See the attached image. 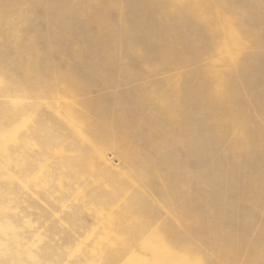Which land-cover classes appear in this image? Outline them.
Wrapping results in <instances>:
<instances>
[{"label":"rangeland","instance_id":"obj_1","mask_svg":"<svg viewBox=\"0 0 264 264\" xmlns=\"http://www.w3.org/2000/svg\"><path fill=\"white\" fill-rule=\"evenodd\" d=\"M209 1L230 14L242 47L235 65L211 72L225 58L216 42L224 31L187 1L0 0V117L25 89L33 120L58 129L48 147L24 143L21 185L0 166V264L92 263L88 241L116 209L99 211L98 196L116 187L131 188L166 243L203 264H264V0ZM219 82L226 97L215 100ZM63 86L84 121L103 129L102 159L47 107ZM41 157L54 164L48 181L26 162ZM89 159L99 182L72 176ZM65 162L70 183L60 188ZM127 166L137 186L124 184Z\"/></svg>","mask_w":264,"mask_h":264},{"label":"bare ground","instance_id":"obj_2","mask_svg":"<svg viewBox=\"0 0 264 264\" xmlns=\"http://www.w3.org/2000/svg\"><path fill=\"white\" fill-rule=\"evenodd\" d=\"M171 1H174L175 3L179 1H187L193 11V14L197 18L206 22H209L210 18L214 19L217 27L224 31L218 36L216 42L221 54H225V58H220L217 61H214L211 67L208 68L210 72L219 63V61H228L230 65H235L234 61L236 51L242 47L239 43L240 39L237 34L232 31L230 14L219 11V9L216 8H219L220 4L209 0ZM221 64L223 65V63ZM221 64H218L219 67L222 66ZM224 65L226 66L227 64ZM215 77L219 76L216 75L214 78ZM6 82L7 79L0 75V86L6 84ZM26 83H28V81H26ZM219 83H216L215 88L209 91V96L215 100L219 97H226V86L223 82ZM62 88L65 96H53L49 98L46 101L47 107L51 108L52 111L56 113L61 123L67 125L71 133V137H76L75 140L78 138L81 143L85 145L86 149L90 152L93 151L96 154L98 160L102 159V148L98 142L104 136L102 132L103 129L101 130V127H99L94 121L96 129H93L92 125L94 124L91 123V121L87 120L85 122L84 118L86 116V112L83 110H77L73 101L72 88L68 86H63ZM20 90L23 91L18 94V97L14 99L9 98L7 101L10 111L0 117V166L5 165L13 167L14 170L12 173H8L7 176H14L20 181L21 185L26 179L25 174L22 171L23 164L21 163L25 161L21 158V152L25 151L24 143L29 144L27 147L31 145L48 147L51 144V140L54 138L53 134L56 133L58 129L54 126V133L52 134L49 132L50 128L47 129L42 123L33 120L32 115L34 106L28 103V99L34 93L28 92L25 89ZM223 101L232 105V101L227 98ZM60 127H62V125ZM65 127L66 126H64V128ZM94 133H96V136H93ZM41 136L45 137L41 139ZM68 142L71 143V141ZM54 144L55 143L53 142L52 146ZM7 148L9 149L7 150ZM55 152L59 153V151ZM51 154H53V151ZM127 157L128 159L130 158L129 156ZM45 158L46 157H41L33 160L28 158L29 160H26V162L30 164H40L45 171L44 180L48 181L54 176V164H52L51 159ZM89 160V162H84V164H82L78 169H75L72 172V176L77 175L79 172L83 181L91 180L99 182L102 179V174L104 175V173L99 171L100 168L96 167L92 163V159ZM68 166L69 164L65 162V166L61 169L60 177H58L60 180L58 183V180H55L54 185L57 183L56 185L60 188H65L70 183V179L67 180L66 184L64 182ZM123 169L124 170H122L120 175L122 179H124V184L128 187H132L133 185L137 186V180L139 181V177L141 176L139 175L138 177L137 174L135 175V172L130 168V166L128 168L124 167ZM106 177L108 180V176ZM111 179L113 180L112 177ZM10 180L12 179L10 178ZM108 181L105 183L108 184ZM119 182L121 181L119 180ZM119 182H116V184ZM25 185H30V183L26 181L24 186ZM116 188L120 191L122 189V187H120L121 189H119V187ZM116 188L113 191H111L112 189L110 188V190H106L104 188L106 191H100L103 193L98 196L103 199V202L99 203V211H102L103 206L111 202L116 204V209L113 211V208H111L113 212L102 218V223L98 227V235L88 241L90 251H93L95 256V260L90 264H203L200 257L190 250L185 249L184 247H172L166 243V235L159 228L151 225L142 215L143 212L139 208L135 195H133L134 191H132L131 188L130 191L125 189V195H122V193H115L117 190ZM60 206L63 208L62 205Z\"/></svg>","mask_w":264,"mask_h":264}]
</instances>
